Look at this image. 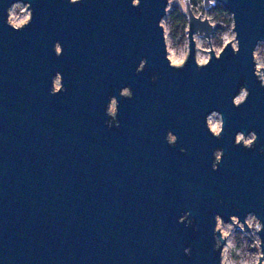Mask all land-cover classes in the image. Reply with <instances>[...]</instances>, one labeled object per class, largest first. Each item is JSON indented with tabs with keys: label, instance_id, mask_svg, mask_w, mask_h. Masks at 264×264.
I'll return each instance as SVG.
<instances>
[{
	"label": "water",
	"instance_id": "1",
	"mask_svg": "<svg viewBox=\"0 0 264 264\" xmlns=\"http://www.w3.org/2000/svg\"><path fill=\"white\" fill-rule=\"evenodd\" d=\"M216 4L236 46L200 64L215 26L185 0L173 65L169 0H0V264H222L218 221L250 215L264 264V0Z\"/></svg>",
	"mask_w": 264,
	"mask_h": 264
},
{
	"label": "rangeland",
	"instance_id": "2",
	"mask_svg": "<svg viewBox=\"0 0 264 264\" xmlns=\"http://www.w3.org/2000/svg\"><path fill=\"white\" fill-rule=\"evenodd\" d=\"M184 1L185 0H169L167 16L162 22L165 29L168 57L170 61L177 63V65H182L188 56V23L185 31L177 35L172 16L180 11L185 13ZM191 3L196 15L208 18L215 26L210 40L211 43L206 39L195 37L197 43V61L200 64H204L210 57V48L218 54L228 42H233L234 46H236L235 33L233 32V20L229 13L224 16V18H227L229 21L221 19V12L218 9L220 5L218 4L205 10L204 0H191ZM29 19L30 12L25 5L18 3L11 8L9 15L11 24L16 23L22 26L27 23ZM255 56L257 68L259 70L264 69V43L258 45ZM262 78L264 79V75H262ZM55 86L56 88L59 86V78L55 80ZM243 98L244 94H242L237 101L240 102ZM114 111L115 107L113 106L111 112ZM208 122L209 126L211 124L216 128L217 133L220 131L221 118L219 114L213 113L210 115ZM240 139H242L245 144L250 145L254 139V135H250L244 139L240 135L239 140ZM233 220L235 223L238 222L237 219ZM246 222L251 231H245L242 224H240L241 229H237L233 224H223L220 220L218 221L217 228L221 232L223 238H226V244L223 248L222 264H257L261 256L260 238L258 235L260 226L254 215L248 216Z\"/></svg>",
	"mask_w": 264,
	"mask_h": 264
},
{
	"label": "trees",
	"instance_id": "3",
	"mask_svg": "<svg viewBox=\"0 0 264 264\" xmlns=\"http://www.w3.org/2000/svg\"><path fill=\"white\" fill-rule=\"evenodd\" d=\"M218 9L221 12V16H222L221 19L225 21H229L227 18L226 19L224 18V16L228 14V12L224 10L222 6H218ZM172 21L175 26V29H176L175 31L177 32V35H180L182 32L185 31L186 25H187V19L183 12L180 11V12L173 14Z\"/></svg>",
	"mask_w": 264,
	"mask_h": 264
},
{
	"label": "bare ground",
	"instance_id": "4",
	"mask_svg": "<svg viewBox=\"0 0 264 264\" xmlns=\"http://www.w3.org/2000/svg\"><path fill=\"white\" fill-rule=\"evenodd\" d=\"M14 26H19L18 24H16V23H12ZM171 63L173 64V65H177V63H175V62H173V61H171ZM114 105H112V107H113ZM210 127H211V130L214 132V133H217V130H216V128L213 126V125H211L210 124Z\"/></svg>",
	"mask_w": 264,
	"mask_h": 264
}]
</instances>
